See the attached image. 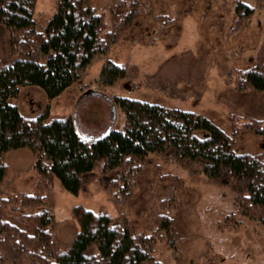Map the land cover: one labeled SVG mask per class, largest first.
Segmentation results:
<instances>
[{"label": "trees", "instance_id": "trees-1", "mask_svg": "<svg viewBox=\"0 0 264 264\" xmlns=\"http://www.w3.org/2000/svg\"><path fill=\"white\" fill-rule=\"evenodd\" d=\"M35 3L0 0V24L9 31L12 56L0 62V264H164L153 255L158 241L177 255L181 241L173 218L181 186L177 177L159 200L158 210L151 207L152 223L144 230L135 232L122 210L114 219L106 211L75 204L70 215L78 229L71 241L61 246L55 233V177L61 189L77 193L85 177L92 175L96 186L120 207L132 197L136 178L153 154L228 188L235 211L264 226V149L237 152L234 140L240 128L264 139L263 120L247 118L226 133L200 113L119 95L111 101L122 112V125L98 134L80 132L71 115L51 116L47 110L22 115L9 102L21 86L36 85L53 99L79 81L97 59H103L99 85L112 86L126 78V67L106 54L141 14H151L141 8V0H117L108 7L107 27L105 12L97 11L90 0H56L54 11L39 28ZM234 6L232 30H237L256 7L264 6V0L254 5L235 0ZM153 19L161 24L159 33L172 22L166 14ZM233 75L235 90L264 91V41L254 63L233 69ZM22 148L31 152L27 171L36 175L29 190L16 189L6 161L9 152ZM6 208L16 222L1 216ZM233 213L223 222L236 219Z\"/></svg>", "mask_w": 264, "mask_h": 264}, {"label": "rangeland", "instance_id": "rangeland-1", "mask_svg": "<svg viewBox=\"0 0 264 264\" xmlns=\"http://www.w3.org/2000/svg\"><path fill=\"white\" fill-rule=\"evenodd\" d=\"M90 1L97 11L105 12L106 25L110 27L108 7L117 0ZM242 1L254 5L256 0ZM55 3L56 0H36L34 18L39 28L54 11ZM234 4L235 0H141V8L151 14H141L106 54L126 67V78L112 86L99 85L96 79L103 59H97L79 81L53 99H48L42 88L26 85L9 102L27 117L45 110L51 116L71 115L80 132L95 134L108 126L122 125L123 115L112 104L113 95L200 113L226 133L247 118L264 121V91H237L233 87V69L252 65L264 41V6L256 7L239 29L232 30ZM157 14L172 19L161 33V24L153 19ZM10 50L9 31L0 24L1 63L12 58ZM234 140L237 152L264 149V139L248 129L240 128ZM6 161L16 189L29 190L36 182L35 172L27 171L31 152L26 148L11 151ZM19 171L25 173L15 175ZM173 177L180 178L181 183L178 207L173 212L174 229L181 241L177 255L164 241H158L153 253L156 259L164 264H264V226L235 211L232 192L154 154L149 155L137 176L132 197L120 207L96 186L92 175L85 177L77 193L61 189L55 177V233L59 244L66 246L78 229L70 215L75 204L106 211L114 219L122 210L135 232L144 230L152 223L151 207L158 210V202L167 194ZM228 213L236 219L224 223ZM1 216L16 222L9 208Z\"/></svg>", "mask_w": 264, "mask_h": 264}]
</instances>
